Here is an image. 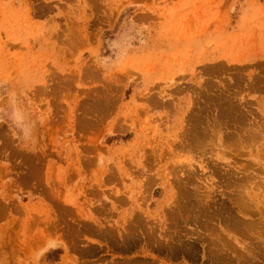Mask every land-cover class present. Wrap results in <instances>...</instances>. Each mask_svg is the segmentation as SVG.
<instances>
[{"label":"rangeland","instance_id":"374dc122","mask_svg":"<svg viewBox=\"0 0 264 264\" xmlns=\"http://www.w3.org/2000/svg\"><path fill=\"white\" fill-rule=\"evenodd\" d=\"M0 264H264V0H0Z\"/></svg>","mask_w":264,"mask_h":264}]
</instances>
